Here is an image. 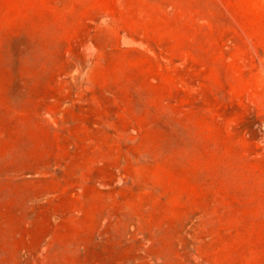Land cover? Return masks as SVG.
<instances>
[{
  "label": "rangeland",
  "instance_id": "rangeland-1",
  "mask_svg": "<svg viewBox=\"0 0 264 264\" xmlns=\"http://www.w3.org/2000/svg\"><path fill=\"white\" fill-rule=\"evenodd\" d=\"M0 264H264V0H0Z\"/></svg>",
  "mask_w": 264,
  "mask_h": 264
}]
</instances>
